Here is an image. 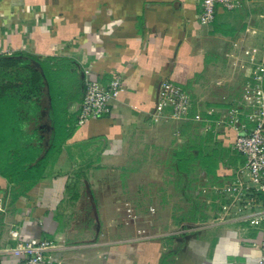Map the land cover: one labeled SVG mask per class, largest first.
<instances>
[{
    "label": "crops",
    "instance_id": "0c3cea01",
    "mask_svg": "<svg viewBox=\"0 0 264 264\" xmlns=\"http://www.w3.org/2000/svg\"><path fill=\"white\" fill-rule=\"evenodd\" d=\"M238 2L231 12L218 7L214 22L202 26L199 0H0V57L25 53L53 71L66 67L76 78L66 107L69 119L78 116L86 67L99 73L104 85L115 76L122 80L112 112L77 127L29 190L0 180V264H13L11 255L1 253L15 244L11 231L51 241L56 247L46 255L47 264L257 263L262 231L245 216L263 208L264 196L259 194L253 209L244 201L224 214L222 206L235 203L223 202L213 190L231 182L244 164L232 151L226 112L242 104L252 71L264 59L258 49L264 50V0ZM164 81L190 95L193 108L186 120H155ZM192 137L196 149L189 147ZM181 150L188 153L185 160L196 158L191 164L196 173L210 177L216 219L174 241L172 249L159 248L166 236L119 246L117 236L136 228L121 223L129 215L139 217L142 209L132 205L124 218L116 191L122 187L112 174L191 173L189 165L178 170ZM157 158H163L161 164ZM95 175L99 182L90 181ZM165 177L163 188L170 184ZM84 187L98 190L95 206L83 200ZM167 208L160 209L162 228L171 221ZM155 225L160 227V220Z\"/></svg>",
    "mask_w": 264,
    "mask_h": 264
},
{
    "label": "built area",
    "instance_id": "2783aa9c",
    "mask_svg": "<svg viewBox=\"0 0 264 264\" xmlns=\"http://www.w3.org/2000/svg\"><path fill=\"white\" fill-rule=\"evenodd\" d=\"M200 13L198 21L202 26H209L215 20L216 9L231 12L238 6V0H199ZM122 91V80L113 77L103 84L100 74L86 67L84 69V94L80 104L77 125L99 120L108 116L111 102ZM193 108L190 95L178 85L164 81L158 90L155 106V120L169 116L178 121L185 120ZM225 127L234 133L231 142L232 151L244 159V164L235 171L231 182L214 188L219 199H230L235 205L245 203V207L254 208L259 194L264 196V59L259 61L252 71L251 81L246 88L241 105L234 106L226 112ZM224 197V198H223ZM232 205L222 206L225 214ZM242 209H238L240 213ZM130 214L131 210H127ZM250 225L262 231L259 244L260 256L256 264H264V206L245 216ZM15 242L13 247L1 253L11 255L13 264H47L46 255L56 246L51 241L24 237L17 231L10 232Z\"/></svg>",
    "mask_w": 264,
    "mask_h": 264
},
{
    "label": "trees",
    "instance_id": "16d2710c",
    "mask_svg": "<svg viewBox=\"0 0 264 264\" xmlns=\"http://www.w3.org/2000/svg\"><path fill=\"white\" fill-rule=\"evenodd\" d=\"M75 81L66 67L53 71L45 62L25 53L0 57L1 181L29 190L42 178L49 161L71 139L79 126L77 119L68 118L66 107L73 99L71 85ZM40 93L45 98L50 133L46 145L35 141V131L32 136L27 131V123L43 110L33 100ZM184 168L178 164L180 173Z\"/></svg>",
    "mask_w": 264,
    "mask_h": 264
},
{
    "label": "rangeland",
    "instance_id": "374dc122",
    "mask_svg": "<svg viewBox=\"0 0 264 264\" xmlns=\"http://www.w3.org/2000/svg\"><path fill=\"white\" fill-rule=\"evenodd\" d=\"M261 48V46L258 47V49H260L259 51L261 52L260 54L264 55V50H261ZM35 92L39 93L38 90H35ZM33 100L37 101V103L42 106L43 110L37 114L36 118L31 119L27 123V131L31 136L33 131H35V141L42 142L43 145H46L50 133L49 125L47 123V111L44 110L46 107L45 98L41 96L40 93L39 96ZM191 146L194 147V149L198 147L197 140L194 137L190 139L189 147ZM177 153L179 155L177 157V163H181V167H186L187 165L191 167L193 166L191 164L195 163L196 158L191 157V159L189 158L188 161L184 159V156L188 155L185 150H181ZM140 160L141 159H139V162H146L144 160ZM160 160H163V158H157L156 162L161 164ZM195 169H197L196 166L193 168V170L191 169V173L188 170L186 174L182 175H177L174 173L165 175L158 174L157 172L152 174H136L130 173L129 171L127 172L124 169L112 174V181H117L122 187V190L116 191L118 193L117 201L121 204V210L124 213V218L126 217V211L133 208L132 205H134V209L136 211L138 209H142V215L139 217L137 214L136 216L135 214L133 216L129 215V217H126L128 220L121 223L124 228H129L131 226L136 227L135 232L121 233L117 236L119 240L116 241V243L119 246L126 245L132 239L140 240L144 243L147 241L149 243V240H151L153 236H166L164 238V242L162 241V243L159 244V248L165 247L166 249H172L174 246V241L190 235L192 230L196 227L212 223V219L215 218V216L213 218V211H216V208L212 206L214 201H211V198L214 199V194L209 191L210 177H208V174L207 176H204L200 173H196ZM168 175L170 176V184L165 185V188H163L162 185L164 177ZM185 176H187V180ZM90 177V181H93L94 183L101 180V178L98 179L96 175ZM185 180L188 182H185ZM141 181H145V184L141 185ZM137 185H140L139 188H137ZM86 188L84 187L81 190L83 200H85L86 204L90 205V207L93 205L95 206V202L98 203V190L90 191L89 189L86 190ZM185 188H187L188 191L187 195H184ZM202 188L207 189V192L205 189L202 191ZM153 200L158 205H154ZM168 201L170 204H166V206L165 203H168ZM223 202L230 204L232 201L227 198ZM153 208L157 209L156 215H160L156 219L151 216L153 215ZM162 208H167L171 215V221L168 222L169 226H165L164 228H162L163 222H161L163 215L161 216L162 211L160 209ZM231 209L233 212H236L237 206L234 205ZM144 214L147 217H145ZM158 220H160V227L155 225L157 224ZM148 228L151 230V233L149 234H147ZM114 242L115 241L111 243L114 244Z\"/></svg>",
    "mask_w": 264,
    "mask_h": 264
}]
</instances>
